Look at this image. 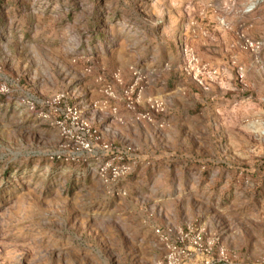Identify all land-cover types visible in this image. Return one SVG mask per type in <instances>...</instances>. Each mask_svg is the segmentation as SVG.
Listing matches in <instances>:
<instances>
[{
    "label": "rangeland",
    "instance_id": "obj_1",
    "mask_svg": "<svg viewBox=\"0 0 264 264\" xmlns=\"http://www.w3.org/2000/svg\"><path fill=\"white\" fill-rule=\"evenodd\" d=\"M185 47L216 72L202 85L185 70ZM168 70L195 93L233 101L226 124L197 132L218 139L203 163L153 160L154 148L130 136L140 164L109 187L49 160L59 139L37 115L46 100L64 94L117 143L100 127L124 122L110 103L152 125L135 119L147 101L130 111L121 94L133 71L141 95ZM112 73L122 79L113 100L100 93ZM178 135L175 149L194 154L197 143ZM167 246L184 250L179 264H264V0H0V264H157Z\"/></svg>",
    "mask_w": 264,
    "mask_h": 264
},
{
    "label": "built area",
    "instance_id": "obj_2",
    "mask_svg": "<svg viewBox=\"0 0 264 264\" xmlns=\"http://www.w3.org/2000/svg\"><path fill=\"white\" fill-rule=\"evenodd\" d=\"M248 47L258 46V42L246 41ZM185 70L192 74V78L202 85L204 78H211L206 66L202 65L191 49H182ZM137 71H133L134 82L122 92L126 108L135 111L139 104V92L136 88L140 77ZM100 93L106 99H116L114 88L122 85V79L118 73H112L108 80H104ZM2 91V90H1ZM66 96L59 94L51 97L43 103V110L38 117L46 124L56 130L59 139V148L56 152L48 155L49 160L73 167L83 166L88 174H94L105 186L114 187L116 183L126 178L133 171L131 161L132 147L129 144L117 145L103 140L100 131L94 127L81 110V108L66 103ZM147 111L135 113L137 121H145L162 128L163 123L155 118L166 112L165 104L157 99L147 100ZM33 111V105L30 107ZM111 194L120 197L125 196V191L113 189ZM199 238L193 242L198 245ZM164 261L157 264H179L181 258L185 257L184 250H177L175 246H167Z\"/></svg>",
    "mask_w": 264,
    "mask_h": 264
},
{
    "label": "crops",
    "instance_id": "obj_3",
    "mask_svg": "<svg viewBox=\"0 0 264 264\" xmlns=\"http://www.w3.org/2000/svg\"><path fill=\"white\" fill-rule=\"evenodd\" d=\"M178 74V77H176ZM173 79H177L175 82ZM179 84L183 87L185 92L182 95H179L177 91H173V89L170 87L171 84ZM184 85V86H183ZM193 88L197 90V88L194 86V83L191 82L190 80L183 79L181 73H171L166 72L164 73L163 77L161 80H153L150 81L148 86L144 88L142 91L139 101H140V106L143 108L144 107V102L147 101L149 98L153 99H159L161 100L165 106H166V111L164 115L159 116L157 119L158 122L164 123L162 128H158L155 125H144L143 123H135L130 115H128L126 112L124 113V108L121 106V104L117 102H112L110 103L111 106H117L118 107V112L120 116L124 119V122H115L111 121L110 124L108 125L106 121L105 125L100 124V127H103V129H109L112 131V135L114 138L117 139V145H122L128 143L130 136H132V140L135 142L138 139L137 144L139 143L140 145L148 144L152 148H154V151L152 153V158L153 160H160L161 158L166 159L165 163L170 161H174V159L169 160V158H192L189 162L191 163L194 159V161H197L199 163H203L204 160L203 158L205 157L204 151L207 149H210L212 147H217L218 145V139L215 138L212 141H205V139H201L199 134H197L198 131L204 130L207 131L209 128L212 130V124L217 127L216 124V119H223L222 124H226L227 118L229 117L228 112L226 110L230 111L233 109V101L229 100L228 98H223V97H218L216 94L214 96H206L205 93H197L193 92ZM222 98V99H220ZM216 99V100H214ZM214 100V101H212ZM216 101V102H215ZM219 102H222V104H219ZM214 104V106H210ZM188 108L191 109L193 108H199L197 113L194 115H190L187 112L188 117H185L183 115V118L179 117V114L181 112H185L184 109ZM212 108V110H210ZM233 111V110H232ZM92 112L88 110L85 111L86 115H91L90 119H95V114H91ZM225 116V117H224ZM102 118L97 121L99 123ZM189 121L188 124L185 123ZM166 122L169 123V125H166ZM220 125V123H218ZM179 132L183 133L185 132V137L184 141L187 139L188 144L190 141H193L197 143L194 145V154L197 158L194 157L193 153H187L186 150L185 152H181L178 149H175V140L181 139L179 137ZM178 138V139H177ZM143 141V143H142ZM129 144V143H128ZM138 144V145H139ZM186 143V146H188ZM206 146H209L206 148ZM197 150V152H195ZM217 152V150H216ZM141 158V157H140ZM140 164V161H135L133 164V171L134 168L137 167ZM169 165V164H168ZM185 165H187V162H185ZM171 166V164L169 165ZM169 170V169H168ZM83 173L81 176H90L93 180L99 183L98 178L94 174H88L84 168L81 170ZM126 196H120L118 198H124ZM127 201V206L125 209L128 210H135V206L132 204V201L126 199ZM130 206V207H128ZM159 214V212H158ZM128 221H124V224H127ZM146 224V223H145ZM123 230H125L126 225L122 227ZM121 228V230H122ZM152 228V226L148 227ZM126 232V230L124 231ZM120 234V232H119ZM146 238L149 236V233L146 235H143ZM124 237V235H123ZM132 237V235H131ZM143 241H141L140 244V250Z\"/></svg>",
    "mask_w": 264,
    "mask_h": 264
}]
</instances>
